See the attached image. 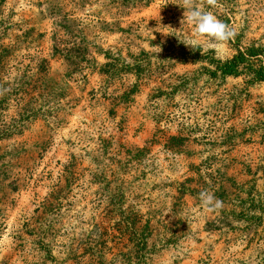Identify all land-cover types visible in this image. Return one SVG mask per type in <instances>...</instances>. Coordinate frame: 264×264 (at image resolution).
Masks as SVG:
<instances>
[{"label":"rangeland","instance_id":"374dc122","mask_svg":"<svg viewBox=\"0 0 264 264\" xmlns=\"http://www.w3.org/2000/svg\"><path fill=\"white\" fill-rule=\"evenodd\" d=\"M219 3L201 54L182 0L4 1L0 264H264V81L222 71L264 0Z\"/></svg>","mask_w":264,"mask_h":264},{"label":"clouds","instance_id":"9594fccd","mask_svg":"<svg viewBox=\"0 0 264 264\" xmlns=\"http://www.w3.org/2000/svg\"><path fill=\"white\" fill-rule=\"evenodd\" d=\"M179 7L187 12L183 19L193 26L191 37L180 42L192 50L199 49L201 54L210 50L219 53L238 34L233 27L220 20L211 10L222 7L219 0H182ZM199 200L203 210L208 213L219 214L223 209V202L217 199L211 190L201 191Z\"/></svg>","mask_w":264,"mask_h":264},{"label":"trees","instance_id":"16d2710c","mask_svg":"<svg viewBox=\"0 0 264 264\" xmlns=\"http://www.w3.org/2000/svg\"><path fill=\"white\" fill-rule=\"evenodd\" d=\"M5 0H0V7ZM3 28L1 27L0 22V43H1V34ZM11 49L9 46H4L0 44V63L2 62L3 55L8 54ZM261 49L260 48H247L243 52L237 51L230 60H228L224 65H222V71L225 73L226 70L233 72L239 65L243 64L247 66L248 78L251 83L253 82H263L264 81V67L263 62L261 61ZM222 72V73H223Z\"/></svg>","mask_w":264,"mask_h":264}]
</instances>
